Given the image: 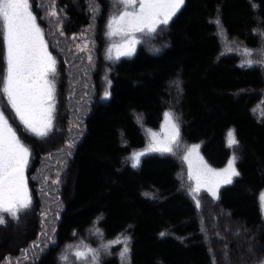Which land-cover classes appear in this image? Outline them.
Listing matches in <instances>:
<instances>
[{"label":"trees","instance_id":"16d2710c","mask_svg":"<svg viewBox=\"0 0 264 264\" xmlns=\"http://www.w3.org/2000/svg\"><path fill=\"white\" fill-rule=\"evenodd\" d=\"M30 2L57 68L58 50L50 44L40 1ZM57 6L69 18L68 35L90 25L87 0H59ZM100 8L105 16L103 1ZM220 32L253 54H264V0H184L170 24L144 39L134 56L102 58L110 97L96 101L85 117L61 192L54 239L46 248L37 246L35 217L22 216L21 231L11 224L0 227V264L16 256L30 258L28 264H56L60 247L90 230L100 235L95 242L84 239L98 252V264H213L214 259L215 264H257L264 259L258 199L264 190V68L249 66L243 55L224 54ZM2 51L0 38L3 62ZM54 82L58 102L68 88ZM92 86L80 77L79 91L92 92ZM165 112L178 118L180 151L146 154L133 167V154L148 145L146 130H159ZM229 130L239 147H228ZM23 139L32 153V177L46 147ZM193 144L214 169L224 168L234 152L239 157L240 175L221 188L218 199L200 197V208L179 161L180 152ZM126 238L130 250L122 258ZM86 258L91 260V253Z\"/></svg>","mask_w":264,"mask_h":264},{"label":"snow or ice","instance_id":"6c2138e0","mask_svg":"<svg viewBox=\"0 0 264 264\" xmlns=\"http://www.w3.org/2000/svg\"><path fill=\"white\" fill-rule=\"evenodd\" d=\"M183 4L184 0H115L119 10L110 17L107 34L109 37L120 36L123 43L113 45L109 48V53L115 48L116 59L131 56L138 43L135 34L155 33L160 26L169 24ZM45 11L49 17H57L54 2L51 9ZM0 24L5 63L4 73L0 75V97L7 100V104L28 132L38 138H46L54 123L56 86L54 79H49V76H56L57 61L48 51L44 32L37 22L30 0H0ZM251 63L249 61L248 65L251 66ZM105 95L107 96V93ZM164 119L166 134L163 140H158L157 133L148 130L152 143L149 144L147 152L174 155V147H180L178 118L172 112H165ZM227 145L229 148L239 147L234 130L227 133ZM68 147L73 145L69 144ZM198 148L199 145L185 147L186 154L182 157L188 163L189 179L195 180V188L191 191L199 193L203 186L213 198L218 199L217 190L221 181L231 184L233 178L240 175L236 168L239 157L234 152L226 167L217 170L209 167L203 158L199 157ZM145 154H133V167L139 166L140 158ZM30 156V148L21 141L5 112L0 110V225L6 223L4 213L12 219H18L20 213L31 208L32 197L25 174ZM194 199L197 208H200V199L195 196ZM258 199L264 211V192L259 194ZM160 235L164 236L166 233L162 232ZM124 243L122 258H126L130 250L127 247V238ZM248 252L250 255L254 254V249L250 247ZM88 253L92 255L93 264H98L96 250L77 251L75 256L82 259ZM224 254L227 255V252ZM67 259V256L62 257L65 262ZM257 264H264V259L257 261Z\"/></svg>","mask_w":264,"mask_h":264},{"label":"rangeland","instance_id":"374dc122","mask_svg":"<svg viewBox=\"0 0 264 264\" xmlns=\"http://www.w3.org/2000/svg\"><path fill=\"white\" fill-rule=\"evenodd\" d=\"M38 1H40L38 9L45 14L44 21L46 22L47 27L50 31L48 33L51 41L50 44H52L53 47L59 51H57V56H59V64L57 68L60 70V73L56 74V77H54L53 79L57 80L58 86H61L62 84L67 86L68 91L66 92V90H64L61 99L58 102L56 100L53 129L50 134L43 139L38 138L34 134L28 132L20 123L17 117L12 116V118H9L8 115H6V111L4 108L6 107L8 109H11V107L7 104V100L5 98L0 97V110H3L5 112V115L9 119V123L16 130L17 135L19 136L21 141L25 144L23 137L26 135L29 138L36 139L37 141H39L38 143L46 147V150L40 152V155L37 157L39 159V166L37 167V169H35V173L33 174V176L29 177L28 174V170H30V163L32 160V153L29 160V166L26 169L25 173L28 180V188L32 197L31 208L25 212L20 213L18 219H12L10 216H8L7 213H4L3 215L6 223L0 225V227L5 228L7 225L11 224L12 227L19 226L16 229H13L14 231H21L22 227H24V224L22 223L20 225V223L22 222V219L20 217L23 216L24 220V217L28 218L30 215H32L35 217V221L37 222V239H34V243L41 248L42 246L43 248H46V245H49L53 241L52 238L54 239V232L55 230H57V219L59 218L60 209L63 204L61 192H63V186L65 183L64 181H66L69 173L68 168H70L72 162V155L76 147V143H79L81 141V138L85 131V117L89 115L91 108L96 101H107L110 97L109 91L111 90V82L108 79V76L104 69L102 58L104 60L105 57L109 58V56H111L110 59L116 61L121 58L132 57L137 51V47L139 46V44L142 43L146 38H153L154 35L147 32L136 33L135 38L138 43L135 45V49L132 55L121 56L119 59H116V49L113 48L111 53H109L108 50L109 48H112L113 45H120L121 43H123L122 38L120 36L109 37L107 34L108 21L110 17L116 14L119 10L115 5V0H87L89 9H95V11L90 10L92 16L90 25L88 27L82 28V30L76 33L69 35L68 32L65 31L69 18L65 10L60 9L57 6L59 0ZM102 1L105 4L107 10L105 16L101 15L100 4L102 3ZM53 2L55 3L57 17H49L47 12L45 11V9H51V5L53 4ZM99 18L101 21L99 20ZM1 27L2 24H0V28ZM61 31L63 33L62 35ZM220 35L223 41L222 43L224 54L235 53L238 55H243V60L247 59V61H251L253 63H262L261 66L264 68L263 53L253 54L251 50L239 44V42L234 38L229 39L225 37L223 32H220ZM46 43L48 51L50 52L48 40H46ZM2 54H4V47ZM89 57H91V60H89ZM1 60L2 56L0 54V75H2L1 70H5L4 60L3 62ZM60 76L61 79H59ZM81 76L84 77V80L87 82V84H93L92 92H90L89 90L86 92V90L84 89L81 91L78 90ZM105 93H107V96L105 95ZM81 96L82 100L80 99ZM63 104H65V107L61 109V106H63ZM152 132L157 133L156 138L158 140H163L166 134L165 119H163L159 130ZM146 133L148 137L147 147L144 150L136 151L135 153L145 152L146 154H157V152H147L149 144L152 143V137L150 136L148 130H146ZM69 144H72L73 147L69 148ZM191 146L192 145H188L187 147ZM174 150H179V148H174ZM184 154H186L185 150L180 152V156L178 154L177 155L179 156V161L183 165V168L188 175V163L182 159ZM195 155L196 154H194L193 157L194 159ZM198 155L199 157H202L203 161L208 165L201 154L200 146L198 148ZM187 178L191 185V189L195 188V180H190L188 176ZM30 185L33 186V190L35 192L34 197L32 196L33 194ZM225 185L227 186L230 184H224L221 181L220 186L217 190L218 196L221 188ZM191 189L190 193L199 199L200 197L203 199L207 196L212 197V195L207 192V190L203 186L201 187L199 193H194L191 191ZM25 214L26 216H24ZM84 239L93 240L95 242L100 239V235L90 230L85 236L77 237L76 240H74L73 237L70 243L62 245L60 247L58 256L56 257V264H93L92 258L91 260H88L86 257L77 259V257L75 256V253L77 251L87 252L88 249H93L91 248V246H88L84 242ZM56 244L57 242L54 245ZM38 250L40 249L38 248ZM63 256L68 257L66 262L62 260ZM29 262H31V259H27L26 256L23 258L16 256L6 259L2 264H28ZM99 262L100 259L98 260V263Z\"/></svg>","mask_w":264,"mask_h":264}]
</instances>
